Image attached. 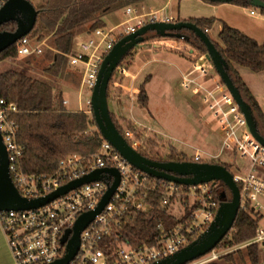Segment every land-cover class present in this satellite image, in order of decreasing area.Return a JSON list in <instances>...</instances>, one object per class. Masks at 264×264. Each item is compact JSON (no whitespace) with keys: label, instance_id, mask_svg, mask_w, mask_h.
<instances>
[{"label":"built area","instance_id":"2783aa9c","mask_svg":"<svg viewBox=\"0 0 264 264\" xmlns=\"http://www.w3.org/2000/svg\"><path fill=\"white\" fill-rule=\"evenodd\" d=\"M3 3L4 0H0V8ZM250 13L254 14L253 11ZM159 14H141L134 6H127L124 8L125 20L121 24L87 33V38L81 40L77 49L67 55L68 65L80 71L81 88H86L91 95L104 57L121 38L147 24L174 22ZM124 25L126 27L119 30ZM44 43L24 36L15 44L17 56L41 55ZM169 43L171 51L187 63L185 71L180 72L181 88L206 107L220 137L217 154L202 155L198 149H194L191 160L186 162L212 164L225 150L239 156L248 163V168L242 176L231 174L236 186L238 184L240 187L237 186L240 193L237 216L245 214L247 206L259 213L264 209V146L250 132L244 114L216 73L207 52H201L183 40ZM127 55L115 68L112 78L118 76L130 79L127 91L117 83L113 85L115 91L119 90L117 92H128L132 100L137 74L130 72L128 64L132 62L125 61ZM62 104L67 108V100H63ZM87 105L90 108V100ZM16 113L15 105L0 99V134L8 156L10 178L21 197L27 200L46 197L96 170L114 169L118 173L117 188L108 204L80 233L79 249L70 264H157L190 244L214 220L219 207L214 200L217 182L186 186L154 178L130 165L103 139L95 154L68 155L58 162L56 171L51 175L22 173L17 168L22 153L16 142ZM89 115H92L91 110ZM133 123L135 126L122 129L121 136L131 149L139 153L145 146L139 128L151 129L134 120ZM114 181L112 175L103 173L101 179L83 184L42 207L0 212V226L15 264H50L61 258L65 253V245L60 241L65 231L72 229L81 215L96 209ZM155 200L169 209L177 207L181 211L178 218L181 222L169 227L158 223V235L149 245L120 242L123 224L136 214L150 212ZM187 210L190 211L188 215ZM251 245L264 246V227L258 226L254 236L244 246ZM237 249L236 246L220 251L214 249L187 264H209Z\"/></svg>","mask_w":264,"mask_h":264},{"label":"trees","instance_id":"16d2710c","mask_svg":"<svg viewBox=\"0 0 264 264\" xmlns=\"http://www.w3.org/2000/svg\"><path fill=\"white\" fill-rule=\"evenodd\" d=\"M143 1L145 0H43V4L35 8L38 15L30 35L37 41H43L44 35L51 38V46L55 53L45 73L51 77L59 76L66 63V56L73 52L75 38L80 34L105 27L98 18L99 15H105L127 6H138ZM202 1L212 5L220 4L207 0ZM261 1L264 2V0ZM231 4L250 7L246 1L242 0L233 1ZM261 14L264 15V11H261ZM188 22L205 32L212 28L216 20L200 18L190 19ZM87 24L89 27L84 31L83 26ZM14 30L15 23L13 22L0 27V31L13 32ZM188 36L190 44L199 51L205 52L197 38L191 33ZM217 37L220 44L212 43L226 61L228 75L243 100L250 106L257 129L264 137V114L234 69V66H239L264 75V43L259 44L224 23ZM16 58L15 44L0 53V61ZM147 83L148 78L137 91V104L142 108H146L148 103L145 89ZM0 99L17 108L14 116L17 128L16 142L22 153L17 168L24 174L51 175L56 171L58 162L66 156L71 154L92 155L99 150L102 144V138L96 129L92 115L90 117L84 111H68L62 104L61 91H56L47 83L38 81L25 73L7 71L0 74ZM111 119L119 133L122 134V128L112 116ZM141 151L139 154L143 157L158 162L182 163L187 161L184 154H177L173 151L165 157L164 161L151 158L147 152ZM224 167L229 171L228 167ZM237 186L240 189L238 184ZM222 194H225L227 201L230 200L229 191L221 182H217L214 200L218 204H220ZM186 214H190V211L187 210ZM261 219L258 212L247 206V212L236 217L230 232L215 248L222 250L239 245L243 239V231L254 233ZM160 222L169 227L181 221L170 213L168 206H162L155 200L150 212L136 214L123 224L120 229V242L152 244L158 235L157 224ZM196 238H193L191 242ZM249 249L252 251V245ZM250 254L252 255L250 262L255 264L256 251L253 250ZM209 264H219V262L217 260Z\"/></svg>","mask_w":264,"mask_h":264},{"label":"rangeland","instance_id":"374dc122","mask_svg":"<svg viewBox=\"0 0 264 264\" xmlns=\"http://www.w3.org/2000/svg\"><path fill=\"white\" fill-rule=\"evenodd\" d=\"M27 1L34 8L43 4V0ZM177 5V1H173L171 7L159 16L172 15L176 19ZM134 7L139 10L138 6ZM250 9L259 14L261 12L248 7V10ZM123 11L124 8H121L105 15H99L98 18L107 23L106 28H111L125 20ZM88 27V24L83 26L84 31ZM125 27L126 25L119 30ZM31 32L28 34L29 37H31ZM155 36L152 32L147 33L145 42L131 50L125 60L127 63L132 62L128 64L129 70L132 74H137L133 85L135 88L134 99L131 100L128 92H126V88H129L130 84L128 77L113 76L109 83L108 108L111 116L122 129L135 126L133 120L137 124L151 129L139 128L140 136L146 146L141 152H147L151 158L164 161L165 157L173 151L177 154H184L189 161L194 154V149H198L202 155L217 154L220 148V137L216 132V123L200 100L180 86L178 67H186L185 62H182L179 57L171 55L173 52L168 46H171L169 41H173L172 39L154 38ZM207 36L211 42L220 44L217 37V26L213 27ZM86 38L87 35L82 39ZM80 41L81 36L75 38L73 51L77 49ZM43 42L45 45L42 47L43 53L41 55L17 56L16 59L0 61V74L7 71H18L47 83L56 91L62 92L63 100L68 102L66 109L72 112L84 111L89 115L90 108H88L87 102L90 100V93L86 88H81L79 69L70 67L66 56V63L59 76L51 77L46 74L45 69L51 65L55 50L52 49L50 36L44 35ZM155 45L159 47H155ZM148 61L150 63L138 72V69ZM234 69L256 92L259 91V95H263L261 103L264 109V75L244 67L234 66ZM146 78H148V83L145 86L148 103L146 108H142L137 104V91ZM113 83L119 84L126 91L117 92L118 89L115 91ZM187 99L192 100L197 107L194 108ZM212 162L228 167L232 175L242 176L248 168L247 162L229 150L223 151L220 157ZM169 211L176 218H179L181 214L177 207H170ZM263 220L262 224H264ZM253 236L254 233L251 231H247V233L243 231L242 242L236 246L238 249L221 257L218 260L219 264H251L252 255L250 253L253 250L249 249L251 246L246 247L244 245ZM215 250L220 251L216 248Z\"/></svg>","mask_w":264,"mask_h":264},{"label":"water","instance_id":"95a60500","mask_svg":"<svg viewBox=\"0 0 264 264\" xmlns=\"http://www.w3.org/2000/svg\"><path fill=\"white\" fill-rule=\"evenodd\" d=\"M207 1L229 4L237 0ZM242 1H246L247 4L254 9L264 11V2L261 0ZM37 15V10L27 0L4 1L0 8V27L3 24L13 22L15 23V30L13 32L0 31V53L16 44L19 39L27 36L33 30ZM183 31L191 33L203 45L207 52L208 59L212 62L216 73L244 114L250 132L254 138L264 146V137L257 129V124L250 106L243 100L239 90L228 75V65L226 61L216 50L207 34L196 25L188 21L147 24L136 32L121 38L113 46L103 59L95 86L90 95L92 118L101 138L110 144L130 165L154 178L186 186L221 182L230 193V200L228 201L225 194H222L220 197V204L216 211L215 218L210 223L207 230L201 233L190 244L157 264H187L214 250L221 240L230 232L240 206L239 190L233 181L231 173L224 166L208 163L158 162L145 158L128 146L115 127L110 116L108 108V86L115 68L123 58L131 50L143 44L145 42V35L149 32L154 33L161 39L183 40L189 43L190 37L182 34ZM187 100L194 108L197 107L192 100ZM103 173L112 175L115 178L114 183L109 187L94 211L81 215L77 219L74 227L65 231L60 241L62 245H65V253L61 258L50 264H70L74 259L79 249L80 233L108 204L119 182L118 173L114 169L96 170L60 187L46 197L27 200L19 195L12 184L9 174L8 156L0 134V212L29 210L42 207L55 198L83 184L101 179Z\"/></svg>","mask_w":264,"mask_h":264},{"label":"crops","instance_id":"0c3cea01","mask_svg":"<svg viewBox=\"0 0 264 264\" xmlns=\"http://www.w3.org/2000/svg\"><path fill=\"white\" fill-rule=\"evenodd\" d=\"M173 1H177L178 3L177 18L175 19L174 17H172V15H164V16L171 18L174 22L188 21L190 19L214 18L216 22L214 23L212 28L217 26L218 33L221 30L222 23H224L232 28L239 30L244 35L254 39L257 43L259 44L264 43V15H262L261 12L259 14L255 10H251V9L248 10V7L237 6L231 3L212 5L202 0H145L138 5L140 10L139 12L141 14H148L152 12L165 13L166 10L171 7ZM251 11L254 12L253 15H251L250 13ZM123 15H124V11H123ZM102 22L104 23L105 26H107L106 22L104 21ZM211 29L208 30L207 33H210ZM86 35L87 33H83L80 34L79 36H81V40H83L82 38H84V36L86 37ZM171 55L177 56L180 58L182 62H185L179 55L174 53H172ZM148 63H150V61L143 64L138 69V72L139 70L142 71L143 68ZM185 64L186 67L184 68L178 67L179 72L185 71V69L187 68V63L185 62ZM236 72L238 73L237 70ZM238 75L240 76L242 82L245 84L251 95L254 97L261 111L264 114L263 105L261 103L262 100L261 98L263 97V95L262 94L259 95L260 94L258 93L259 91L256 92L253 89V87L249 85V83L243 80V78L239 73ZM262 202L264 204V200H262ZM263 212L264 209L259 212V215L262 218L258 225L260 227H264V224H262V220L264 217ZM252 250L256 251L255 264H264V246L252 245ZM0 264H15L1 226H0Z\"/></svg>","mask_w":264,"mask_h":264},{"label":"flooded vegetation","instance_id":"af4514ba","mask_svg":"<svg viewBox=\"0 0 264 264\" xmlns=\"http://www.w3.org/2000/svg\"><path fill=\"white\" fill-rule=\"evenodd\" d=\"M182 34L189 35V32L183 31Z\"/></svg>","mask_w":264,"mask_h":264}]
</instances>
